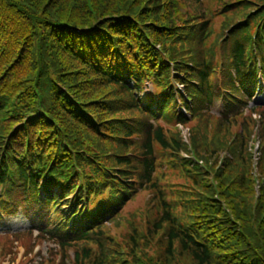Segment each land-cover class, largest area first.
<instances>
[{"label": "trees", "instance_id": "trees-1", "mask_svg": "<svg viewBox=\"0 0 264 264\" xmlns=\"http://www.w3.org/2000/svg\"><path fill=\"white\" fill-rule=\"evenodd\" d=\"M180 1L183 6H190L191 0ZM163 7L166 8L161 12ZM173 11L172 0H0V116L3 109L12 112L7 126L1 129L0 159L17 161L11 175L8 165L2 175L5 182L14 177L10 214L22 211L39 233L60 238L64 248H79L76 258L81 264L84 260H90L87 264H104L109 257L114 258L109 249L115 244L107 235V223L119 217L138 186L142 188L150 182L151 141L157 140L166 151L187 152L181 139L169 140L162 129L153 130L148 121L134 122L137 135L144 137L143 146L139 147L141 159L135 155L125 157L129 146L107 142V136L115 128L120 134H132L131 127L114 125V128L109 122L116 113L126 115L138 108L129 86L121 87L109 79L115 70L120 75L131 74L136 68L146 72L140 58H136V65L130 61L135 58L129 50L131 39L148 35L156 44L170 39V46L164 44L163 52L177 63L185 82L190 78L199 81V88L188 84V92L195 95L192 107L208 109L212 104L202 55L209 22H193L190 30L179 29L171 34L169 30L178 27L173 21ZM72 28L91 31L86 34ZM259 41L263 42L261 36ZM243 44L247 45L246 40L243 43L234 38L230 47L226 46L224 87L218 84L215 87L217 94L226 88L238 96V100L232 99L229 104L227 93L225 112L230 114L225 113L217 121L208 117L207 120L217 123L211 137L208 124L193 129L191 142L198 157L208 165V175L203 176L202 169L192 170L187 174L190 186L177 193V199L168 202L162 198V211L149 233L161 235L164 239L159 242L164 240V246L154 250L150 245L153 252L150 255L145 241L132 236L129 261L124 264H264V148L263 157L259 158L261 191L257 201L252 153L243 135L233 140L230 129L234 114L248 102L256 84V70L250 73L245 69ZM258 48L264 62V45ZM66 92L79 101L82 110L74 108ZM167 97L163 98L165 107L174 102L173 97ZM108 106L115 110H109ZM85 110L94 114L100 134L84 122ZM262 117L264 127V113ZM21 124L25 128L15 132L13 128ZM221 159L223 167H218ZM53 162L54 166L78 164L86 172L80 177L95 184L100 194L111 189L106 196L110 199L103 205L86 211L82 217L73 214L72 231L50 230V204L44 210L37 204L41 179L46 177L47 184L61 186V190L66 182H77V176H70V169L50 170L47 166ZM105 167L117 169L119 177ZM209 174L216 180L221 202L216 200V187ZM49 192L47 189L46 193ZM93 242L99 243L103 253L100 259H94L89 249ZM105 248L109 256L104 254ZM141 250L143 256L139 258ZM115 252L120 256V252Z\"/></svg>", "mask_w": 264, "mask_h": 264}, {"label": "rangeland", "instance_id": "rangeland-1", "mask_svg": "<svg viewBox=\"0 0 264 264\" xmlns=\"http://www.w3.org/2000/svg\"><path fill=\"white\" fill-rule=\"evenodd\" d=\"M229 4L233 5L227 7ZM190 6V9L197 7L198 9L194 11H173V21L178 27H175L173 30H169V33L174 34L173 32L179 29L182 31L187 29L190 30L189 26H192L193 22H197L196 24H198L203 20H209V37L204 41L202 50L206 49L209 52L208 48H212L217 61L222 59L221 54L223 50L220 45H223V43L225 45L226 42L224 41L233 40L237 37V35H235L237 28L230 30L232 27L241 22H245V24L254 22L263 24L264 22V0H202L200 5H195L193 0H191ZM165 8L166 7L161 8V12H164ZM261 29H263V27L259 29V34L264 31V29ZM169 40L170 39H167L165 43L159 44L163 50L166 49L164 44H168ZM169 46L170 45L168 44V47ZM175 66H177V63H175ZM230 98H228L229 101L232 99L238 100V96L236 99L231 96ZM108 99L111 100V97H108ZM108 102L111 103L112 101H107L106 103ZM258 105L264 107V101L259 100ZM250 107H252V105ZM108 108L110 110V106H108ZM205 112L206 110H203V115L206 114ZM88 113L90 114L89 117L94 115L90 111H88ZM213 114H215V111H213ZM127 116H129V114ZM221 116L222 115L217 112V117ZM85 118L84 122L95 129V126L89 122V118ZM207 121H209V123ZM202 124H208L210 137L215 134L217 123L214 120H202ZM196 126L195 123H193L185 128L184 131L187 136V141H192L193 129ZM244 128L245 126L242 128L239 124H236L235 127L232 128L233 132L231 133H237L234 135L233 140L240 135H243L244 137V133L246 132ZM257 128V133H249V141H247L244 137L248 143L249 151L252 147H264L263 121L257 124ZM165 130L169 140L172 138H179L183 140L184 134L176 127L166 125ZM258 135L260 136L259 138ZM227 137H229V134ZM108 144L110 146L111 143ZM112 149L113 152H115V149ZM112 149L110 148V151H112ZM157 152L162 153V150L158 147ZM165 153L169 161L174 165V168L161 164L157 168V173L155 175L154 181L157 185L156 189L147 188V190L139 191L125 206L119 217L115 219V221L108 223L106 227L107 235L114 238L124 247L129 246L130 238L132 236H134L137 241L141 238L148 245L147 252L150 255H153V252L149 250L150 245L154 250H158L159 245L163 247L165 243L164 240L161 241V243L159 242L160 239H164L161 235L153 236L149 233V230H154V223L159 216V212L162 211V198L165 197L168 202H170L177 193L181 190L184 191L191 184L190 181L187 180L188 172L179 170L180 166L183 164V161L181 160L185 158L186 153L182 152L180 154L181 158H177L174 154H172V152ZM261 157H263V154H260V158ZM257 158L258 157H255V161L258 160ZM255 161L252 154V175L257 194L256 200L258 201L261 191V180L259 176L260 161H258L257 164ZM222 164L223 160L221 159L218 163V167ZM221 167H223V165ZM206 173V170H202L203 176L208 175ZM209 176L210 181H213L216 187L217 192L215 196H218L221 199V195L218 193L215 178L210 174ZM177 198L178 196L175 197V199ZM179 214H181V212H179ZM13 226L14 227H12V229L14 231H18L16 235H14L15 232L10 234L12 236L2 235L4 233H0V264H75V253L79 248H60L57 243H54L44 236L37 237V232L32 234L28 231H22L25 230V228H28L29 224L26 220H21V218L15 220ZM13 249L16 253H13ZM8 255L11 256L8 257ZM142 256L143 254L141 250V254L139 252L138 257L142 258ZM78 264L80 263L78 262ZM83 264H87V261L84 260Z\"/></svg>", "mask_w": 264, "mask_h": 264}]
</instances>
